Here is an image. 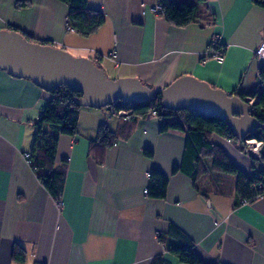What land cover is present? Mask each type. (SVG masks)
Returning a JSON list of instances; mask_svg holds the SVG:
<instances>
[{"label": "crops", "instance_id": "obj_1", "mask_svg": "<svg viewBox=\"0 0 264 264\" xmlns=\"http://www.w3.org/2000/svg\"><path fill=\"white\" fill-rule=\"evenodd\" d=\"M16 1L0 0V29L95 58L112 76L161 88L190 75L230 94L260 80L264 63L255 51L264 39V8L253 0H172L197 7L186 27L154 13L157 0H88L106 20L88 37L68 29L69 10L60 0H30L26 8ZM214 35L221 37L225 61L203 64ZM49 98L33 80L0 69V264H154L158 257V264H183L168 249L183 243L166 236L174 225L207 264H264V196L239 203L236 176L209 168L208 160L196 182L174 173L186 137L161 133L156 115L126 122L107 109L82 107L79 132L59 140L57 163L65 164L66 179L62 198L54 199L24 155ZM101 124L118 138L97 163L89 145ZM213 141L248 174L264 169V161L245 156L241 140L213 135ZM153 169L168 177L163 199L145 193ZM17 244L24 262L13 257Z\"/></svg>", "mask_w": 264, "mask_h": 264}, {"label": "trees", "instance_id": "obj_2", "mask_svg": "<svg viewBox=\"0 0 264 264\" xmlns=\"http://www.w3.org/2000/svg\"><path fill=\"white\" fill-rule=\"evenodd\" d=\"M60 1L65 3L69 10L66 19L68 28L81 36L88 37L93 35L106 21L104 12L90 8L88 0ZM157 1L162 6L159 14L176 27H186L197 18L198 9L195 5L177 4L172 0ZM204 1L199 0V3ZM16 2L17 8H26L31 4L30 0H17ZM253 2L264 8V0H253ZM28 39L36 42L40 41L30 37ZM40 42L49 44L44 41ZM92 61L101 67L95 58ZM259 68V83L249 89V91H241L236 93V95H239L244 101H247L249 96L257 98L252 112L263 125L253 135L262 141L264 140V65ZM80 97L81 94L79 92L72 91L65 85L51 91L50 100L42 108L43 111L34 123L32 149L29 152H25L29 155V166L35 171L43 187H46L51 196L58 200L62 198L61 195L64 190L66 166L65 164L57 163L56 152L62 136H75L79 132L78 126L82 107L76 103V99ZM114 106L117 108L123 106L132 107L137 118L129 121H139L140 118H147L148 115L155 112V115L159 118L161 133L174 130L184 132L186 142L183 161L174 166V173L182 171L196 182L199 177L208 171L207 160L210 158L212 163L209 168L236 176L235 190L240 200L239 203L244 201L251 203L254 202V199L264 196V169L260 173L248 174L236 165L222 146L217 145L213 141V135H220L227 140L236 139L229 124L223 119L202 114L197 110H168L162 103V96L157 93L149 102L138 104L136 102L128 103L118 100V102L114 103ZM108 108L107 106V108L103 109ZM97 130L96 139L91 140L89 145V152L97 163H103L106 150L115 144L118 135L109 129L107 124H101ZM145 155L152 157L153 151L145 149ZM253 161L256 162L255 160ZM149 182V196L161 199L166 197L169 181L162 171L153 169ZM168 235L183 241L179 246L168 247L169 252L180 262L183 264H207L196 253L193 240L185 235L181 228L175 225L171 226L166 236ZM13 257L19 262L25 261V250L18 244L14 247ZM162 259L158 257L154 264H158V261Z\"/></svg>", "mask_w": 264, "mask_h": 264}, {"label": "water", "instance_id": "obj_3", "mask_svg": "<svg viewBox=\"0 0 264 264\" xmlns=\"http://www.w3.org/2000/svg\"><path fill=\"white\" fill-rule=\"evenodd\" d=\"M0 69L31 79L48 93L65 85L81 94L76 99L81 107L103 109L118 100L140 104L151 101L157 93L168 110H197L223 119L239 141L263 125L253 115L250 101L195 76L183 75L161 88L149 87L135 77L111 79L92 59L50 43L30 41L17 29H0Z\"/></svg>", "mask_w": 264, "mask_h": 264}, {"label": "built area", "instance_id": "obj_4", "mask_svg": "<svg viewBox=\"0 0 264 264\" xmlns=\"http://www.w3.org/2000/svg\"><path fill=\"white\" fill-rule=\"evenodd\" d=\"M162 9L158 3L153 9L154 13L158 14ZM69 29V28H68ZM210 45L207 47L201 56L202 63H207L208 61H217L218 63L222 64L225 61V54L223 50L220 48L221 45V37L218 35H214ZM113 54V53H112ZM255 56L257 59L261 60L264 63V39L262 40L261 44L259 45L258 49L255 51ZM257 98H252L251 96L247 97V101H250V104H254L257 102ZM107 109L109 115L111 117L120 118L124 121H129L136 119V115L134 114V109L132 107L123 106L121 108H117L114 104L109 105ZM43 111V110H42ZM41 111V112H42ZM151 115H155V112H152ZM148 115L147 117L151 116ZM243 145V152L245 156L250 158L251 160H256L259 162H263L264 160V140H259L257 137L251 133V135L246 136L242 140ZM25 158L28 162L29 155L24 153ZM148 192V188L145 189V193ZM62 203V201H60ZM248 203V201H244Z\"/></svg>", "mask_w": 264, "mask_h": 264}, {"label": "rangeland", "instance_id": "obj_5", "mask_svg": "<svg viewBox=\"0 0 264 264\" xmlns=\"http://www.w3.org/2000/svg\"><path fill=\"white\" fill-rule=\"evenodd\" d=\"M71 54H74L75 56H78V57H80L81 56V54H78V52L77 51H75V52H73L72 51V53ZM104 70V69H103ZM106 74H108V76L111 78V79H115V80H117V78H125V77H116V76H112L111 74H109V73H106ZM236 142H238L239 144H240V141L239 140H236ZM208 161H209V163H211L212 161H211V159H208ZM226 174V173H225ZM231 174V173H230ZM230 174H228V175H230ZM232 176V175H231Z\"/></svg>", "mask_w": 264, "mask_h": 264}, {"label": "flooded vegetation", "instance_id": "obj_6", "mask_svg": "<svg viewBox=\"0 0 264 264\" xmlns=\"http://www.w3.org/2000/svg\"><path fill=\"white\" fill-rule=\"evenodd\" d=\"M264 161V160H263Z\"/></svg>", "mask_w": 264, "mask_h": 264}]
</instances>
